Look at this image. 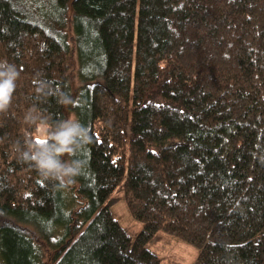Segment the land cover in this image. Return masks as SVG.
I'll return each mask as SVG.
<instances>
[{
  "label": "trees",
  "instance_id": "obj_1",
  "mask_svg": "<svg viewBox=\"0 0 264 264\" xmlns=\"http://www.w3.org/2000/svg\"><path fill=\"white\" fill-rule=\"evenodd\" d=\"M4 58L21 76L0 116V264H161V232L193 264H264V0H0ZM37 73L73 100L38 107L93 136L67 189L11 147Z\"/></svg>",
  "mask_w": 264,
  "mask_h": 264
},
{
  "label": "clouds",
  "instance_id": "obj_2",
  "mask_svg": "<svg viewBox=\"0 0 264 264\" xmlns=\"http://www.w3.org/2000/svg\"><path fill=\"white\" fill-rule=\"evenodd\" d=\"M21 73L15 63L0 59V116L8 114L18 88ZM35 101L26 111L23 123L32 131H25L22 139L12 144L17 159L34 168L47 181L58 188L67 189L74 183L87 161L79 154L93 142L88 126L76 115L53 119L47 109L38 107L50 98L63 106L73 103L71 96L54 87L37 73L33 80Z\"/></svg>",
  "mask_w": 264,
  "mask_h": 264
},
{
  "label": "rangeland",
  "instance_id": "obj_3",
  "mask_svg": "<svg viewBox=\"0 0 264 264\" xmlns=\"http://www.w3.org/2000/svg\"><path fill=\"white\" fill-rule=\"evenodd\" d=\"M90 45V43L84 44V41L82 42V46ZM92 56L93 49L90 52L88 58H84V66H88L91 70V73L94 72V66L89 61V58ZM88 67H84L83 71H85V73L89 72ZM83 79L84 77L80 78L82 82ZM112 211L115 218L132 234L142 230L143 222L135 220L130 216L123 200L113 203ZM160 235V238L153 243H150L148 247L159 255L161 264H193L198 255V250L196 247L171 235L162 232Z\"/></svg>",
  "mask_w": 264,
  "mask_h": 264
}]
</instances>
